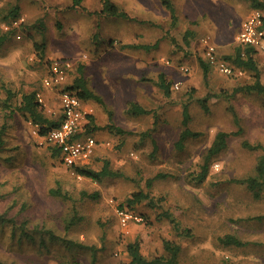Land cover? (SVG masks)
<instances>
[{
	"label": "rangeland",
	"instance_id": "1",
	"mask_svg": "<svg viewBox=\"0 0 264 264\" xmlns=\"http://www.w3.org/2000/svg\"><path fill=\"white\" fill-rule=\"evenodd\" d=\"M72 1L0 0V33L11 32L0 47V128L7 120L6 144L0 148V214L19 223L29 220L28 234L33 227L46 226L83 247L66 248L48 234L42 244L43 232L32 240L7 227L0 229V258L6 264H92L94 257L96 264H124L130 260L129 243L138 240L144 257L151 260L169 257L164 248L169 240L181 247V264H264V189L256 198L245 183L236 182L255 176L264 154V149L243 146L247 141L264 147V96L236 93L254 82L251 72L226 76L209 64L206 80L200 65V58L206 62L203 39L218 48L222 60L234 53L241 25L254 9L251 0H172L176 24L161 0H110L133 21L93 13L104 8L103 0H83L77 9L71 8ZM16 6L19 16L12 19L9 14ZM162 15V21L156 19ZM14 20H22L21 25L7 32L5 27L12 28ZM188 33L189 45L184 39ZM146 37L151 45L157 43L156 49L145 53L122 48L123 40L137 44ZM112 40L121 42L113 47ZM36 44H44V53ZM138 54L140 58H133ZM141 59L145 65L138 68ZM54 60L71 64L65 86L82 75L81 68L88 87L101 98L83 101L87 125L93 116L100 141L89 167L100 171L109 161L121 177L96 182L77 175L40 143L35 125L17 111L6 117L8 89L16 95L13 106L23 94L37 90L45 114L60 117L58 89L43 85ZM256 61L264 84V55L257 54ZM160 74L172 82L170 97L156 84ZM206 97L209 111L201 103ZM131 102L152 113L129 114ZM185 105L188 127L199 136L186 139L179 149ZM220 131L231 134L228 147L212 160L207 179L200 183L195 178ZM158 175L162 177L148 188L147 182ZM57 183L69 199L50 195ZM137 192L150 199L128 207L127 199ZM93 195L97 198L89 197ZM121 205L143 220L122 226L117 213ZM166 211L176 218L179 231L169 220L158 219ZM73 217L81 220L66 231ZM227 234L246 245L221 244Z\"/></svg>",
	"mask_w": 264,
	"mask_h": 264
},
{
	"label": "trees",
	"instance_id": "2",
	"mask_svg": "<svg viewBox=\"0 0 264 264\" xmlns=\"http://www.w3.org/2000/svg\"><path fill=\"white\" fill-rule=\"evenodd\" d=\"M82 2L83 0H73L71 8L77 9L79 7H82ZM102 2H103L104 8L100 9L99 12L95 11L93 13L106 16L107 18L112 17V18H120V19H125V20L127 19V20L133 21L134 18L125 9H123L116 3H113L110 0H103ZM161 3H162V6L169 11L171 15L172 23L176 24L178 20V16H177L176 7L173 1L172 0H161ZM251 3L254 9H259L264 12V0H251ZM9 16L12 19H16L19 16V7L18 6L14 7L12 11L10 12ZM10 34L11 32L10 33H0V47L4 45L6 41H8ZM191 35L192 34L188 33L186 34L184 38L187 45L190 44L188 42V38ZM36 47H37L36 49L39 50V52L44 53V50H45L44 44L42 45L36 44ZM122 48L123 49H127V48L142 49L145 51H151L157 48V43L153 45L151 44L122 45ZM257 54L258 53L253 48L245 47L239 44L235 48V51L232 55L225 56V60L231 62L232 64L242 69L243 71H248L253 74L254 82L250 85H246L245 87L241 89H238L236 93L239 92L240 90V91H245L247 93H257L259 95L264 96V84L261 82V72H260V69L256 61ZM42 58H43V55H42ZM206 62L202 58H200V65L204 69V76H205V79L207 80L208 73L210 70V67H209L210 65L208 64V62L207 63ZM80 72L82 73V75L75 78L72 85L65 86L64 87L65 90L75 92L77 96L83 101L96 100L98 102H101V98L88 87L87 81L83 77V72L81 68H80ZM156 84H158V87L163 91L166 97L171 96L172 82L167 80L164 74L159 75V81L156 82ZM6 93H7V99L3 103V110L10 111L8 114H6L7 118L11 117L17 111L28 122H31L33 125L39 126L41 129L40 130L41 135H45L51 130L57 128L62 122L63 116L61 112H60V117L58 119H51L45 114L43 105L40 104L37 100V94H38L37 90H33V91L23 94L21 97V101L14 106L10 102L15 98L16 96L15 93L10 89L6 90ZM209 98L210 97H206L205 99L201 101L202 106L204 107L206 111H209V107L207 104ZM127 112L129 114L136 115V116L149 115L152 113L151 110L146 109L145 107H143L137 102H131L129 104V108ZM183 115H184L183 125L185 129L181 133L179 141L176 143V146L179 149H183V145L186 139L199 136V133L193 132L188 127V123L190 119L188 105L184 106ZM89 119H90V123L86 125L84 135H92L96 138V136L94 135L96 127L92 124L94 122V118L93 116H89ZM110 128H113V127H110ZM115 129L120 134L126 133L121 128H115ZM6 133H7V120L0 128V148H2L6 144V141L4 139V137L6 136ZM230 136H231L230 133H227L224 131H220L217 133L213 143L207 150V153L204 157V162L201 167V172L195 178L198 182L201 183L205 181V179H207L209 175V167H210L212 160L216 156H219L228 147V140ZM96 140L98 141V143L100 142L97 138ZM243 146L251 150L264 149V147L261 144L253 145L247 141L243 142ZM50 152L53 158L55 157L59 158L60 151L58 149L50 148ZM23 157L24 156L21 155L19 159H21L22 161ZM71 169H73L77 175L87 178V179H91L92 181H96V182H101L103 181V179L109 178V177L116 178V177L122 176L120 172L113 171L111 169L109 161L105 162L103 168L100 171L90 168L89 164L78 166V167H71ZM160 177H162V175H158L154 179L149 180L147 182L148 188H151L153 181ZM236 182L245 183L247 188L254 194V196L256 198H259L261 192L264 189V154L259 157V160L255 168V176L250 177L245 180H239V181L237 180ZM49 193L50 195L54 197H61L64 200H67L70 198V195L68 194V192H65L59 186V184L57 185V187L50 189ZM89 197L94 198V199L97 198L96 195L89 196ZM149 199H150L149 194H145L144 192H137V193H134L131 198L127 199L126 203L128 204V207H133L135 204L140 203L144 200H149ZM120 208L123 209V206L121 205ZM161 218L169 220L170 223L173 225L174 229L176 231H179V225L176 221V218L172 214L168 213L167 211L163 212L158 217V219H161ZM80 220H81L80 218L73 217L72 220L65 225V230L69 231ZM28 221L24 220L21 223H19L16 218L8 217L7 213L0 214V229L3 230L8 227V228H11L13 232L19 229L22 233H25L24 235H26L28 239H32V240L35 239V234H41L43 232L42 241H41L42 244H44L45 235L48 234V237L50 236L52 240L63 241V243H65L66 248L83 247V245L80 243L74 242L67 238H60L56 236L52 231L48 230L46 226L44 227V226L38 225L36 227H33L30 229V234H28L26 232ZM220 243L225 246H235V247H243L246 245V243H244L238 237H236L235 235H231V234H227L224 237L220 238ZM164 248L168 252L169 257L161 256V257H156V258L149 260L144 257L143 253L141 252V244L138 240H136L135 242L129 243L127 245V252L129 254L130 261L124 264H181L179 262V253H180L181 247L178 244L172 241H169V240H165ZM96 263L97 262L94 257L92 260V264H96ZM0 264H6V263L0 258Z\"/></svg>",
	"mask_w": 264,
	"mask_h": 264
},
{
	"label": "built area",
	"instance_id": "3",
	"mask_svg": "<svg viewBox=\"0 0 264 264\" xmlns=\"http://www.w3.org/2000/svg\"><path fill=\"white\" fill-rule=\"evenodd\" d=\"M22 20H14L11 27L6 26V31L18 28ZM240 45L253 48L258 54L264 55V12L259 9L252 10L241 25V31L237 37ZM204 58L211 66H217L219 71L226 76L243 75L244 71L232 66L229 62L218 56L217 47L209 39H203ZM71 70V64L67 60H54L50 63L48 74L43 80L46 89H58L61 106L62 122L60 125L45 135L40 134V127L36 126L34 133L40 143L52 149H58L60 162L65 166L78 167L90 163L99 143L92 135H84L87 125V112L84 102L75 92L65 90V85ZM179 89V83L175 84ZM40 104L44 103L41 93L37 94ZM122 226L129 222H141L140 216L134 215L127 208L117 210Z\"/></svg>",
	"mask_w": 264,
	"mask_h": 264
},
{
	"label": "crops",
	"instance_id": "4",
	"mask_svg": "<svg viewBox=\"0 0 264 264\" xmlns=\"http://www.w3.org/2000/svg\"><path fill=\"white\" fill-rule=\"evenodd\" d=\"M117 5H118V4H117ZM176 13H177V12H176ZM169 14H170V13H169ZM170 16H171V15H170ZM163 18H164L163 15H162V16H158V17H156V19H158V20H160V21H162ZM116 36H120L121 38H123V37H126V38H127V37H128V35L126 34V32L123 33V36H122L120 33L117 32V33H116ZM155 37H156V36H154L153 39H154ZM148 39H150V40H148ZM116 40H117V39H116ZM138 40H139V42H137V44H134V45H148V44H150V42L152 41L150 37H146V38H144L142 42L140 41V38H139ZM119 41L121 42V40H118V41L112 40V41H111V46L114 47V43L119 42ZM123 41H124V44H123V45H130V44H126V43H125V42H126L125 40H123ZM131 45H133V44H131ZM126 50L144 51V52L146 53V51H145V50H142V49H129V48H127ZM147 52H148V51H147ZM202 52H203V50H202ZM217 52H219V51H218V48H217ZM203 54H204V52H203ZM218 54H219V53H218ZM132 55H133V54L129 55V57L132 58ZM138 57H139V54H138V56H134L133 58H137V59H138ZM139 58H140V57H139ZM204 59H205V58H204ZM138 61H139V62H138V63H139V64H138V68H140V67H144L143 65H145V64H144V63H141V61H144V60L141 59V60H138ZM57 92H58V91H57ZM59 102H60V101H59ZM85 106H86V105H85ZM60 107H61V106H60ZM84 109H85V111H87V110H86V107H85ZM60 111H61V108H60ZM127 259H128V258H127ZM129 261H130V260H128L127 262H129ZM127 262H126V263H127Z\"/></svg>",
	"mask_w": 264,
	"mask_h": 264
}]
</instances>
